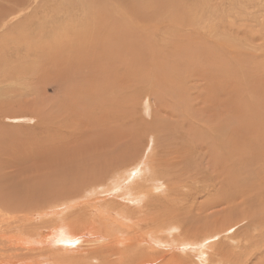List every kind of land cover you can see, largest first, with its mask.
I'll use <instances>...</instances> for the list:
<instances>
[{
  "label": "rangeland",
  "instance_id": "obj_1",
  "mask_svg": "<svg viewBox=\"0 0 264 264\" xmlns=\"http://www.w3.org/2000/svg\"><path fill=\"white\" fill-rule=\"evenodd\" d=\"M0 180L145 239L91 264H264V0H0Z\"/></svg>",
  "mask_w": 264,
  "mask_h": 264
},
{
  "label": "bare ground",
  "instance_id": "obj_2",
  "mask_svg": "<svg viewBox=\"0 0 264 264\" xmlns=\"http://www.w3.org/2000/svg\"><path fill=\"white\" fill-rule=\"evenodd\" d=\"M94 150H96V149H94ZM129 158H130V156H129ZM116 162H117V160H116ZM111 164H113V163L111 162ZM96 166H97V164H96ZM141 169H142V166H141ZM134 172H136V171H134ZM124 173H125V171H124ZM122 174H123V172H122ZM122 174H120V175H122ZM133 182L134 181H132L131 183H133ZM10 188H11V186H9L8 182H6L4 180H0V264H91L90 262L88 263L86 261L87 257L89 260L92 257L91 255L94 254V258H97V257H103L104 258L105 255L109 252H112V253H117V252L119 253L120 252L121 253L120 255L122 257L120 258V256H119V258H120L121 262L122 261L124 262L123 251L118 250V244L119 243L127 244V243H129V241H126L128 239V240H130V242L133 245L136 244V242H138L137 244H139V245H144L145 239H142L139 236H137L138 234L135 233L136 231L133 229V227L131 226L132 227L131 228L129 226H126L124 223V220L121 219L120 217L116 218V219L114 217L115 220L113 219L114 221H112L111 223H109V222L104 223V222L108 221V219L105 220V218H104L105 214L103 211H101L102 209H100V208H98V209H100L99 213L95 212L96 214L93 213L94 215L88 214L89 216L84 218L83 220H82V217H80V215H77V217L76 216H71V217L68 216V218H66V220L61 219L60 221L56 222V225H52L51 227H48V229L46 231H43L44 228L39 229L38 226L37 227L34 226V225H36L37 220H34L28 214L24 215V216L21 215L22 217L20 218L19 216H17V214H18L17 212H16V215H13L11 213V209H9L10 208L9 203L11 202V204H12V201H10L7 198V195L9 194L8 190H10ZM115 189L117 190V188H115ZM104 199H106V198H103L101 200H104ZM130 199H132V198H130ZM135 199H136V196H135ZM133 202H135V201H133ZM129 204H130V202H129ZM100 205L103 206V204H101V203H100ZM105 209H107V208H105ZM108 211H110V210L108 209ZM118 212H119L120 216H122L124 213V211H118ZM118 212H116V213H118ZM44 213H46V212H44ZM59 213H60V210L59 211L54 210V214H59ZM63 213H64V211H63ZM39 218H42V217L40 216ZM14 221L17 222V224H16L17 227L14 224V226L16 227V230L11 231V229H12L11 227L13 226ZM103 224H105V225H103ZM128 225H129V223H128ZM172 227L173 226H169V227L167 226L164 228V230L166 232L172 233ZM137 232H139V231H137ZM120 235H122L123 237L120 238ZM141 236H144V235H141ZM145 236H147V235H145ZM150 237H152V236H150ZM158 237H154L152 242L154 241V242L159 243L160 239H158ZM72 242H74L76 244H71ZM77 242H78V244H77ZM202 242L197 243V244L196 243H190V244L185 243V244L186 245H192L191 247L197 250V249H200L202 246H204V244H202ZM81 243H85V245L88 244L91 249L90 248L86 249V248H82V247L80 248V246H82ZM58 244H60V245H58ZM132 244H130V245H132ZM92 245H95V247H93ZM127 246H129V244ZM148 246H149V249L153 248L152 251L155 249L154 247H151L149 245V243H148ZM137 247H138V245H137ZM142 247H144V246H142ZM142 247H140V248H142ZM77 248L79 249L78 252L75 251ZM205 248L207 249V247H205ZM132 249H134V247H132ZM136 251L137 250L135 249L134 253L137 254ZM130 252L132 253L133 250H131ZM153 252H150L151 253L150 255H146L149 253H146V254L144 253L145 256H147V258L143 257V259L144 258L146 259L144 261L147 262V264H182V260L180 261V258H178L177 256H174V254L173 255L170 254V257L168 258L169 253L167 254L166 252H162V254L159 256H153V254H154ZM157 252H158V250L156 251V255H158ZM140 255H141V253H140ZM107 256L109 257V255H106V257ZM134 256H135V254H134ZM126 257H128V256H126ZM131 257H133V255H131ZM199 258H202V260H200V264H207L206 262H208V261H204L206 258L205 254H201V252H199ZM133 259H135V258H132V260ZM67 260H69V262ZM137 262H138V260H136V264H137ZM139 263H140V261L138 262V264ZM183 263H185V262H183ZM128 264H130V263H128ZM134 264H135V262H134Z\"/></svg>",
  "mask_w": 264,
  "mask_h": 264
}]
</instances>
